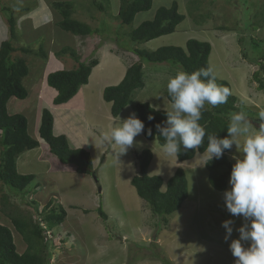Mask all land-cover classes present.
<instances>
[{
  "label": "rangeland",
  "instance_id": "obj_1",
  "mask_svg": "<svg viewBox=\"0 0 264 264\" xmlns=\"http://www.w3.org/2000/svg\"><path fill=\"white\" fill-rule=\"evenodd\" d=\"M55 2L69 4L71 18L87 25L91 34L79 37L61 30L57 26L61 16L52 8ZM174 3L184 20L173 34L146 43L130 41L133 30L151 21L158 9L170 8ZM5 7L28 9L27 13L11 14L16 36L11 42L16 48L32 51L13 54L24 59L29 68L22 82L28 95L23 101L10 99L7 112L23 115L29 135L40 144L35 151L19 155L16 161L18 174L35 176L22 195H13L0 182V225L13 233L17 252L24 253L28 244L9 217L1 213V195L9 200L14 216L31 214L33 220H38L31 200L38 204L36 212L49 203L55 210L62 207L67 211L63 226L46 235L49 264H234L229 244L238 238L235 229L247 221L233 217L224 205V192L210 186L206 154L179 162L175 156L165 155L156 140L148 141L140 134L117 162L112 153L114 146L100 143L102 135L119 125V119L111 117L110 104L104 102L102 94L105 88L118 85L127 68L138 62L132 49L153 52L167 46L182 48L194 39L211 45L210 68L218 80L231 86L239 112L249 116L252 131H257L260 124L255 123L256 116L264 113V90H260L253 75L259 72L264 85V0H152L151 9L137 13L129 25H121L117 17L120 0H0V45L10 39L9 13L1 11ZM71 52L81 63L97 60L98 65L88 84L66 106H54L51 92L55 91L47 86L46 76L76 69L78 64ZM140 63L145 87L133 92L129 105L118 116L121 120L135 112L138 103L157 111L171 109L165 96L167 82L180 69L165 63ZM44 109L54 116L55 132L67 138L70 148L84 149L92 158L97 180L92 173L78 175L73 166L60 164L39 140L35 127ZM55 132L53 127L54 136ZM2 151L0 146V159ZM143 151L152 154L147 174L163 180L162 191L176 170L185 173L187 199L167 218V223L151 214L130 184L139 173L137 157ZM240 155L235 145L227 153L232 165ZM23 156L25 162L20 165ZM229 187L228 183L226 189ZM100 206L105 220L98 214ZM227 219H232L234 225L232 236L225 241L221 225Z\"/></svg>",
  "mask_w": 264,
  "mask_h": 264
},
{
  "label": "trees",
  "instance_id": "obj_2",
  "mask_svg": "<svg viewBox=\"0 0 264 264\" xmlns=\"http://www.w3.org/2000/svg\"><path fill=\"white\" fill-rule=\"evenodd\" d=\"M152 7V0H120L118 19L121 25H129L133 22L137 13L147 12ZM52 8L57 11L61 20L57 26L74 36L88 37L91 34L90 28L73 20L70 16L71 6L63 2H55ZM2 12L9 13L7 23L10 30L9 41L0 45V146L3 148L0 159V182L13 195H22L26 189L34 182L33 175H20L16 171V161L18 156L35 150L39 147V142L28 133L27 119L23 115H9L6 105L8 101L15 98L23 101L27 98V91L23 87V80L27 77L29 68L24 59L13 57L16 52L23 54L32 53L27 48H16L11 40L15 39V21L12 13H27L28 9L3 8ZM184 16L178 12V7L174 3L170 8H160L156 11L153 19L142 23L138 28L129 34L132 43H146L157 38L171 35L176 31V27L182 23ZM132 53L138 58V62L129 66L121 82L112 87L104 89L102 98L104 102L110 104V115L113 119L118 118L120 113L126 108L131 100L132 94L136 90L145 87L143 79L142 65L144 61L150 64H168L180 70L192 72L199 68H208L211 45L206 42H199L190 39L184 47H161L153 52L139 49H132ZM71 57L76 61L78 67L70 71H56L46 77L48 87L56 91V96L52 103L54 106L67 104L77 95L82 86L88 84V78L92 70L98 65L97 60L81 63L75 53L71 52ZM254 79L259 82L260 90H264L259 72L254 73ZM218 84L231 86L226 81L217 79ZM166 99L172 103L168 91L165 93ZM238 100L235 96L228 97L226 104L216 107L207 106L201 110L202 119L200 124L205 127L206 135L204 144L198 150H187L176 158L179 162L190 161L196 154H204L208 143V135L217 134L220 138L227 137V127L230 122V114L239 112ZM135 112L139 119L144 122L145 130L141 134L148 141L156 140L160 146L164 144V138L159 136L156 125L162 124L166 120V111H157L148 104L138 103L135 105ZM153 119L149 120L148 117ZM258 117V116H257ZM254 119V118H253ZM251 120V119H250ZM54 118L47 109L41 112V122L38 135L41 142L46 143L49 153L54 156L62 165L75 167L78 175H91L93 164L88 153L83 149H70L67 138L63 135H53ZM150 131L151 134H148ZM225 150L220 159L205 161V168L208 171V182L217 192H224L227 188L232 164L230 163ZM139 173L134 176L130 184L135 189L137 196L146 204L154 217L162 218V223H167V218L172 216L182 207L186 201L187 180L183 170L178 169L167 181L165 189L163 180L160 177H149L147 169L152 160L149 151L141 152L138 157ZM39 188V184H36ZM0 188V193H1ZM3 206L1 213L7 215L9 220L19 235L28 244L26 251L22 254L17 252L13 234L11 230L0 225V264H49L48 242L46 243L44 232H52L58 225L62 224L66 217L65 210L60 207L58 210L52 208L51 203L45 206L41 212H36L38 204L31 200L30 205L34 208L38 220H33L31 214L25 216L13 215L11 204L5 195H1ZM48 210V211H47ZM99 216L105 220L106 214L101 206L97 209ZM88 213V211H84ZM45 225V228L42 227ZM69 236L71 235L70 232ZM67 259L71 256L66 253Z\"/></svg>",
  "mask_w": 264,
  "mask_h": 264
},
{
  "label": "clouds",
  "instance_id": "obj_3",
  "mask_svg": "<svg viewBox=\"0 0 264 264\" xmlns=\"http://www.w3.org/2000/svg\"><path fill=\"white\" fill-rule=\"evenodd\" d=\"M167 91L172 101L171 109L166 112V120L157 124L156 128L165 141L162 145L164 154L177 158L182 152L198 150L204 144L206 130L200 124L201 110L206 103L213 107L226 104L231 90L218 84L213 70L208 67L192 72L177 71L169 78ZM248 117L243 111L231 113L227 137L208 135L205 153L207 162L220 159L225 150L232 149L234 145L241 153L234 158L228 181L230 187L224 191L223 197L227 211L233 217H242L247 223L235 229L238 238L231 239L229 248L235 258L234 264H264V113L256 116L255 123L260 124L257 131H252ZM118 119L119 125L102 135L100 143L114 146L113 156L120 163V157L132 148L134 138L144 132L145 125L135 112L125 119ZM148 119L153 117L149 116ZM148 134H151L150 131ZM92 174L96 179L95 174ZM63 223L57 227H62ZM233 225L232 219L222 221L225 241L232 236ZM42 227L45 228L44 225ZM47 233L51 235L50 231H45V240Z\"/></svg>",
  "mask_w": 264,
  "mask_h": 264
},
{
  "label": "crops",
  "instance_id": "obj_4",
  "mask_svg": "<svg viewBox=\"0 0 264 264\" xmlns=\"http://www.w3.org/2000/svg\"><path fill=\"white\" fill-rule=\"evenodd\" d=\"M58 15H60V14H58ZM80 90H81V89H80ZM80 90H79V91H80ZM54 91H55V90H54ZM51 93H52L51 96H52L53 99H54V97L56 96L57 93H56V91H55V92L52 91ZM78 93H79V92H78ZM78 93H77V94H78ZM53 99H52V100H53ZM64 106H66V104L61 105V106H59V107H64ZM59 109H64V108H59ZM51 111H52V110H51ZM40 116H41V115H40ZM39 120H40V119H39ZM39 120H38V123L36 122V127H35V128H36V131H37V128H39V125H40ZM54 122H55V118H54ZM53 127H54V132H55V123L53 124ZM55 133H56V132H55ZM55 135L58 136L59 134L56 133ZM32 136H33V135H32ZM35 136L37 137V135H35ZM67 137H68V135H67ZM84 148H85V147H84ZM34 151H35V150H34ZM205 154H206V153H205ZM26 157H28V156H26ZM227 157H228V156H227ZM206 160H207V158H206ZM19 161H20V160H19ZM24 162H25V158H24V156H23L22 159H21V161H20V165H22Z\"/></svg>",
  "mask_w": 264,
  "mask_h": 264
}]
</instances>
